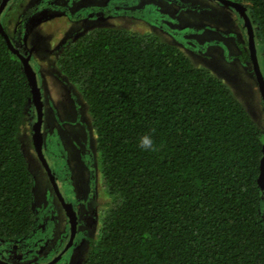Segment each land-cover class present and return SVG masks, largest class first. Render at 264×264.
<instances>
[{
	"label": "trees",
	"instance_id": "obj_1",
	"mask_svg": "<svg viewBox=\"0 0 264 264\" xmlns=\"http://www.w3.org/2000/svg\"><path fill=\"white\" fill-rule=\"evenodd\" d=\"M235 1L248 7L264 73V0ZM70 41L56 66L86 104L111 202L82 264H264V130L230 85L154 32L98 27ZM29 47L16 52L0 31L3 250L31 240L39 249L35 175L19 137L34 103ZM146 133L154 151L138 147Z\"/></svg>",
	"mask_w": 264,
	"mask_h": 264
},
{
	"label": "rangeland",
	"instance_id": "obj_2",
	"mask_svg": "<svg viewBox=\"0 0 264 264\" xmlns=\"http://www.w3.org/2000/svg\"><path fill=\"white\" fill-rule=\"evenodd\" d=\"M87 7L92 8L90 15L89 8L85 12ZM4 14L7 28L17 44L24 45L26 41L31 46L29 56L44 99L45 129L48 134H56L55 149L50 155L44 151L45 156L50 167L58 164L57 167H63L74 176L76 188L81 191L75 202L79 217L85 221L82 233L87 232V219L98 215L96 229L82 234L72 253L56 264H82L89 240L100 234L102 216L111 203L97 159L84 157L90 161L88 163L80 156L81 151L86 150L84 136L93 132L86 104L56 66L55 59L68 41L77 40L98 27L154 32L182 48L198 66H205L223 78L264 130V106L252 62L239 58L242 56L239 43L245 44L248 38L243 19L233 7L218 0H11ZM7 16L11 18L8 20ZM26 112L27 119L19 137L35 174V209L40 217L36 230L46 253L64 245L67 217L53 194L51 181L39 163L33 143L35 104H30ZM45 146L47 149L48 143ZM86 186L94 187L93 198L91 192L85 191ZM62 189L65 190L63 186ZM46 202L53 206V217L47 224L44 217L49 219L50 206L47 207ZM0 253L4 259L13 260L12 249L0 248Z\"/></svg>",
	"mask_w": 264,
	"mask_h": 264
},
{
	"label": "flooded vegetation",
	"instance_id": "obj_3",
	"mask_svg": "<svg viewBox=\"0 0 264 264\" xmlns=\"http://www.w3.org/2000/svg\"><path fill=\"white\" fill-rule=\"evenodd\" d=\"M88 8H89L88 14L90 15L91 14L90 10L92 9L91 7H87L85 12L88 10ZM70 9L71 8H69L67 11H69ZM16 30H19V28H16ZM239 44H240V47H239L238 50H240L241 53H242L241 45H243V48L246 50L248 48V38H247V40L245 42V44H247V45H245L243 43V41H242V44L241 43H239ZM239 58H241V57H239ZM42 100L44 101L43 95H42ZM30 104H33V103H30ZM34 104H35V102H34ZM35 106H36L35 118L36 117L38 118V107H37L36 104H35ZM28 107L29 106H27V109H28ZM56 117H59V119H60L59 115H57ZM25 119H27V116L25 117ZM45 121H46V119H45V111H44L43 127H42L43 140L46 142V144L48 143V146H47V149H46V146H45L46 144L45 145L43 144V150L42 151H45V152H47L50 155L53 152L51 150L55 149V143L56 142H55L54 138H56V134H54L53 132H50L49 134L47 133V131L45 129ZM31 133H32V138H33V128H32V132ZM94 138L95 137H94V133L93 132L89 133V135H85L84 136L83 144H84V148L86 150H83L84 152L81 151L80 156H82L83 160H85L88 163L90 161L85 159L84 157L97 159V163H98V166H99V154H98V151H96L97 148H96V144H95L96 142H95ZM90 142H91V147H90ZM45 152H44V154H45ZM39 159H40L39 163L41 164V166H43V168H45V170H46V172L48 174L47 176H49V179L51 181V185H52V188H53V191H54L53 194L56 197V199L59 202V204L63 207V210H64V212L66 214V217H67V225H66V229H65V231L63 233V238L65 237L63 239L64 240V245L62 247H61V245L55 246L50 251H47L46 253H44L43 250H42L43 247H41L42 244L40 242V239L36 240V242H35L36 244L39 245V249L33 250V251H31L32 246H33L32 240L31 241H26L24 244H22L24 251H19L18 245L16 246V244H15L14 248L12 249V252H13V258L12 259L14 260L12 262L13 264H49V263L50 264H56L58 261L63 259V257H65L66 254L72 253V250L74 249V246L77 244L78 240L81 239L82 234L89 233L92 230L96 229V227L98 226V215L93 214V216L91 218L87 219L88 227H86V225H85V228H87V232L86 233H82L83 232V226H84L83 222H85V221L82 220L79 217L78 211H77L78 208H77V205H76V202H75V200L77 199L78 193H80L81 191H80V189L76 188V184L77 183H74V176L71 175V173H68L65 169H63V167H57L58 164L55 165V168L51 167L52 172H53V174L55 176V179L58 182V184H59V186H60V188H61V190H62V192H63V194L65 196V199L68 202L72 203V209H73V212L75 213V220H76V223H77V229H76V235H75L74 242H73L72 246L68 250L64 251L65 248H66L65 246L71 240V236H72V222L70 221V215H68V213L66 212V209L64 208V206H63V204H62V202H61V200H60V198L58 196V193L55 190V187H54L53 182H52V178L50 176V172L46 168V165L43 162V160H41V158H39ZM47 161H48V159H47ZM101 176H102V174H101ZM62 186L65 188V190L62 189ZM93 189H94V187H93ZM93 189H88L87 186L85 187V191L89 192V194L91 192V194H90L91 198H93ZM82 192L84 193V191H82ZM94 192H95V189H94ZM45 194H46V191H44V195ZM49 206H50V208H48L49 213H47L49 219H46L44 217V220H45L46 224H47L48 221L50 223L51 220H52V217H53V206L50 205L49 203H47V207H49ZM36 214L38 215L37 218L40 219L38 210H37ZM44 246H46V244ZM19 248H20V246H19ZM0 255L3 256L1 253H0ZM54 260H56V261L54 263H51Z\"/></svg>",
	"mask_w": 264,
	"mask_h": 264
},
{
	"label": "water",
	"instance_id": "obj_4",
	"mask_svg": "<svg viewBox=\"0 0 264 264\" xmlns=\"http://www.w3.org/2000/svg\"><path fill=\"white\" fill-rule=\"evenodd\" d=\"M11 0H3L2 3L0 4V31L4 34V36L6 37L9 45L16 51L19 53V51L13 46L12 41L9 37V35L6 32V29L2 23V13L4 11V9L7 7L6 5H8L10 3ZM220 2H222L225 5L231 6L233 7L241 16V18L243 19V27L246 29L247 31V36H248V50H249V54H250V59L252 62V66H253V70L257 79V83L259 86V90L261 93V97H262V102H263V106H264V73L262 70V66H261V62H260V56H259V49H258V45H257V40H256V33H255V27L253 24V21L248 13V7L239 2V1H235V0H218ZM23 63H24V67H25V71L28 75V80L30 85L32 86V92H33V100L35 102V104L38 107V118L35 121V124L33 125V142H34V146L36 147V151L39 155V157L41 158V160H43V162L46 165V168L48 169V171L50 172V176L52 178V182L53 185L55 187V190L58 193V196L64 206V208L66 209V212L68 213V215H70V221L72 222V236H71V240L67 243L66 248L64 251L68 250L75 239V235H76V229H77V223L75 220V213L73 212L72 209V203L68 202L65 199V196L58 184V182L55 179V176L52 172V169L47 161V158L44 154L43 150V131H42V127H43V116H44V103L42 100V91L41 88L39 86V82H38V75L36 70L34 69V67L31 65L30 61V57L26 58L24 56H21ZM263 153H264V146H263ZM258 182H259V186L262 189V191H264V155L262 157L261 160V171H260V175L258 178ZM56 260L52 261L51 263H54ZM0 263L2 264H13L10 263L9 261L3 260L0 257ZM50 264V263H49Z\"/></svg>",
	"mask_w": 264,
	"mask_h": 264
},
{
	"label": "clouds",
	"instance_id": "obj_5",
	"mask_svg": "<svg viewBox=\"0 0 264 264\" xmlns=\"http://www.w3.org/2000/svg\"><path fill=\"white\" fill-rule=\"evenodd\" d=\"M7 6V5H6ZM6 9V8H5ZM4 9V10H5ZM7 27V26H6ZM7 29V31L9 32H7V34L9 35H11L12 36V34L10 33V31L8 30V28H6ZM9 35V37H10V39H11V36ZM13 37V36H12ZM15 40V39H14ZM11 41H12V39H11ZM16 41V40H15ZM25 43H26V41H25ZM22 45L23 44H17V42H16V45H14L13 44V46L19 51V49L22 47ZM31 48V47H30ZM31 55V54H30ZM28 57H30V63H31V65L34 67V65H33V62H32V57L31 56H28ZM28 57H26V58H28ZM35 69V68H34ZM38 82H39V79H38ZM39 86H40V83H39ZM41 88V87H40ZM42 91V90H41ZM138 147L142 150V151H146V152H151V151H154L155 150V142H154V139H153V137H152V135L151 134H144V135H142L141 137H139V140H138ZM105 213V212H104ZM102 218H103V216H102ZM101 226H102V224H101ZM99 235V234H98ZM17 246V245H16ZM66 247V246H65ZM0 257H2L3 258V256H1L0 255ZM4 259V258H3ZM6 260V259H5ZM6 261H9V260H6ZM9 262H13V260H11V261H9Z\"/></svg>",
	"mask_w": 264,
	"mask_h": 264
}]
</instances>
